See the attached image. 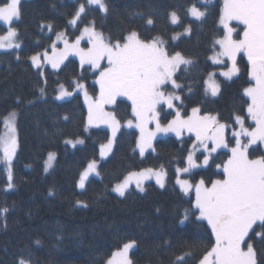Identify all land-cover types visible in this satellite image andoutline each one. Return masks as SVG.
Listing matches in <instances>:
<instances>
[{"label":"trees","instance_id":"1","mask_svg":"<svg viewBox=\"0 0 264 264\" xmlns=\"http://www.w3.org/2000/svg\"><path fill=\"white\" fill-rule=\"evenodd\" d=\"M222 1L106 0L107 15L89 6L83 21L94 19L97 30L113 40L130 29L168 39L170 51H181L196 62L189 72L178 73V83L185 86L183 91L178 90L185 97L182 114L200 107L202 114H218L222 123L234 125L237 114L247 120L244 89L251 80L245 56L238 57L240 72L233 80L217 76L221 92L216 98L206 96L203 87L207 73L215 69L208 60L214 41L223 36L219 25ZM79 2L84 0H21V18L11 25L18 31L21 48L0 50V134L2 119L14 111L19 142L12 164V189H7V177L0 166V209H8L0 214V264H17L21 257L31 264H106L123 243L131 240L136 242L129 255L132 264H177L176 258L184 254H188L187 264H199L214 237L205 221L191 216L184 220V212L192 208L194 198L181 192L175 183L176 168L186 167V157L193 151V137L158 138L154 150L141 157L136 150L138 133L122 127L110 153L100 159V146L111 138L109 131H85L86 109L79 94L55 99L60 84L73 91L72 83L77 79L95 96V72L90 67L81 69L75 58L67 59L59 70L44 67L43 75L30 63L32 55L49 49L57 32L67 30L69 38L75 39L79 32L68 25V20ZM192 3L205 11L202 20L185 15ZM171 11L180 15V26L171 25ZM149 15L155 21L154 27L145 26ZM42 23H51L53 30L41 28ZM189 24L191 35L170 40ZM7 28L0 22V35ZM188 85H192L191 93ZM41 88L45 89L43 95ZM114 112L120 122L132 118L126 99H118ZM168 113L161 116L163 123L173 116ZM76 139H83L84 144L70 148L64 143ZM49 152L57 156L51 171L45 173L44 161ZM261 154L259 147L250 152L251 157ZM203 155L195 153L194 158L201 162ZM228 155V151L218 150L207 166L183 173L182 177L192 185L204 179L209 186L211 181L223 178L216 164L226 161ZM92 159L98 161L100 175L90 176L85 189H79V175ZM161 166L167 172L164 188L147 182L144 192L130 188L120 197L111 191L129 172ZM253 243L258 253L264 252V243L256 238Z\"/></svg>","mask_w":264,"mask_h":264},{"label":"snow or ice","instance_id":"2","mask_svg":"<svg viewBox=\"0 0 264 264\" xmlns=\"http://www.w3.org/2000/svg\"><path fill=\"white\" fill-rule=\"evenodd\" d=\"M199 3L206 4L207 0H199ZM89 6H96L104 15L109 12L106 0L79 2L68 20V25L79 34L72 40L67 30L57 32L56 40L50 46L51 52L45 49L43 53L32 55L29 58L32 65L41 69L40 74L43 75L45 64L59 70L64 61L74 55L79 57L81 69L88 65L98 72L95 80V84L99 85L98 96H90L86 84L80 79L74 80L72 87L75 92H83L88 105L85 131L102 124L111 129V139L100 146L101 158L111 151L121 127L115 112L105 109L107 105H116L120 97L131 102L133 118L127 120V127L139 129L140 136L136 146L141 157L146 150L153 148L152 142L157 133L172 132L177 137L184 132L194 134L195 143L192 147L206 153L203 155L204 166L209 164L213 153H217L219 149H228L230 154L227 160L216 164V168L222 170L223 178L211 181L210 186L206 185L204 179L195 185V201L192 208L185 210L184 220L191 216L197 221H206L211 229V236L214 237V243L199 264H264V252L258 253L253 243V238L264 243V154L255 158L250 155V149L254 145H264V0H223L219 23L223 26L224 34L214 41L212 55L208 57L213 65H224L219 75L227 80H232L240 72L238 56L242 53L247 58L248 76L253 83L244 89V96L248 98L247 118H250L254 126L245 127V117L235 115L234 123L239 125V130L231 132V139L234 141L231 147L227 136L231 126L222 123L218 114H202L200 107H193L190 114H182L185 97L178 94L177 90L183 91L185 86L178 83V73L189 72L196 63L194 59L181 51H170L169 40L160 34L148 36L139 30L130 29L126 35L113 40L103 31L97 30L94 19L84 23L83 18ZM21 15V0H0V22L8 26L6 33L0 35V50L21 48L18 31L11 26ZM185 15L200 21L206 13L197 3H192ZM169 20L171 25H181V17L177 11L170 12ZM232 21L243 25L242 32H237V28L231 26ZM145 26H155L150 15L145 19ZM44 27L49 31L53 30L51 23H42L41 28ZM191 32L189 24L182 33L171 36L170 40H179L181 35H191ZM82 41L87 42V47H81ZM59 43L63 44V48L57 47ZM16 58L19 59V56ZM225 58L228 64L225 63ZM216 76L215 71L208 72L203 80L206 96L217 97L220 94L221 84ZM74 91H69L64 84H60L56 99L71 97ZM188 91L191 93L192 85H188ZM40 92L43 95L45 89L41 88ZM165 106L174 111V118L162 125L160 116ZM64 119L67 120L68 117L65 116ZM16 121L17 114L13 111L5 118V132L0 135V163L4 164L7 172V189L14 187L12 164L19 146ZM151 124L155 125L154 129L149 127ZM64 143L75 148L78 144H84V140H65ZM194 154V151L188 153L186 167L176 168V183L185 194L189 193L193 185L187 179H180L179 175L201 167ZM56 156L55 152L48 153L44 161L45 172L52 168ZM93 174L100 175L96 159L90 160L84 167L77 187L85 189L86 181ZM166 178L167 172L163 166L159 169L132 171L117 182L112 191L124 197L135 184L138 191L144 192L145 183L151 180L164 188ZM49 194H52L51 191ZM83 206L87 207L86 204ZM7 211V208L0 209V214H6ZM258 228L261 230L257 231ZM135 244L134 240L123 243L106 264H132L129 251ZM187 255L178 256L177 264H187ZM17 264H31V261L21 257Z\"/></svg>","mask_w":264,"mask_h":264},{"label":"rangeland","instance_id":"3","mask_svg":"<svg viewBox=\"0 0 264 264\" xmlns=\"http://www.w3.org/2000/svg\"><path fill=\"white\" fill-rule=\"evenodd\" d=\"M209 1H212V0H209ZM96 7V6H95ZM222 7H223V1H222ZM15 21V20H14ZM231 23V26H234V27H236L237 28V32H242V30H240L241 29V27L243 28V25H239L238 24V22H236V21H232V22H230ZM219 25H220V23H219ZM5 26H7V25H5ZM239 26H240V29H239ZM8 27V26H7ZM220 27H221V29L223 30V26L222 25H220ZM223 34H224V30H223ZM234 38H235V36H234ZM56 40V34H55V36H54V39H53V42ZM72 40H74V39H72ZM57 47L58 48H63V44L62 43H59L58 45H57ZM81 47H87V42L86 41H82V43H81ZM9 50H11V49H9ZM49 52H51V48L49 47ZM217 50H218V46H217ZM43 53V52H42ZM242 54V53H241ZM212 55V54H211ZM243 55V54H242ZM239 57V56H238ZM69 58H75L78 62H79V57H77V56H74V55H70L67 59H69ZM246 58V57H245ZM246 60H247V58H246ZM66 61V60H65ZM64 61V62H65ZM237 61H238V58H237ZM211 62V61H210ZM30 63H31V65H32V62H31V60H30ZM225 63L226 64H228L229 62L227 61V59L225 58ZM212 64V63H211ZM63 65V64H62ZM61 65V66H62ZM79 65H80V63H79ZM213 65V64H212ZM33 66V65H32ZM60 66V67H61ZM214 67H215V69L213 70V71H215L216 73H217V76L219 77V78H221V80H224V81H231V80H227V79H225L224 77H222V76H220L219 75V72L221 71V70H223L224 69V65H213ZM34 67V66H33ZM44 67H49L50 69H52L51 68V66L50 65H47V64H45L44 66H43V68ZM84 67H90V66H88V65H85ZM34 68H36V67H34ZM36 69H38V68H36ZM52 70H55V69H52ZM94 71V70H93ZM95 72V71H94ZM95 75H96V77H95V80H96V78L98 77V72H95ZM217 76H216V79L218 80V78H217ZM235 77H233V79H234ZM232 79V80H233ZM95 80L93 81V84H95ZM218 82H219V80H218ZM220 83V82H219ZM253 82L251 81V84H252ZM96 85V87H97V94L95 95V96H93V97H96V96H98V94H99V85L98 84H95ZM169 90L171 91V89L169 88ZM73 91H74V89H73ZM178 91V90H177ZM59 92V91H58ZM89 93V92H88ZM74 94H79L80 96H81V99H82V102H83V105H84V107H85V109H86V123H87V115H88V105H87V103L85 102V97H84V95H83V92H75L74 91ZM178 94H179V92H178ZM58 95V93L56 94V96ZM89 95L90 96H92L90 93H89ZM56 96H55V99H56ZM209 97H211L210 95H208ZM72 97V96H71ZM246 97V96H245ZM70 97H65L64 99H62V100H66V99H69ZM120 98H122V99H126V98H124V97H120ZM120 98H118V99H120ZM211 98H216V97H211ZM247 98V97H246ZM57 100V99H56ZM127 100V99H126ZM247 100H248V98H247ZM128 101V100H127ZM129 102V104H130V107H131V102L130 101H128ZM114 107H115V105H107L106 106V111H114ZM168 112H172L173 113V116L171 117V119H173L174 118V111L173 110H169V109H167L166 108V106L164 107V111L163 112H161V116H163V115H166ZM190 112H191V110H190ZM190 112H189V114H190ZM11 113V112H10ZM10 113H8L3 119H2V130H1V134L0 135H3L4 134V132H5V127H4V120H5V118L10 114ZM247 114V113H246ZM161 116H160V119H161ZM133 118V117H132ZM131 118V119H132ZM170 119V120H171ZM120 124H121V127H120V129L123 127V128H125V129H132V130H135L137 133H138V139H139V136H140V132H139V129H137V128H135V127H133V128H128L127 127V121H125V122H120ZM161 124L163 125V124H167V122H165V123H163L162 122V120H161ZM249 125H252V126H254V124H253V122L250 120V118H247V120H245V127H248ZM231 127H230V129H229V131L227 132V136H228V138H230L231 139V132H232V130H239V125H236L235 123H234V125H230ZM149 127L151 128V129H154V127H155V125L154 124H151V125H149ZM85 128H86V126H85ZM97 128H100V129H106V130H108L109 131V133L111 134V129L107 126V125H100L99 127H91V128H88V130L86 131V132H89L91 129H97ZM119 129V130H120ZM118 133V132H117ZM167 136H172V137H175V138H178V139H182V138H184V137H189V136H192L193 137V139H194V143H195V136H194V134H190V133H187V132H184L183 134H182V136H180V137H177L176 136V134L175 133H172V132H169V133H157V135H156V137L154 138V140H153V142H152V144L154 143V141L156 140V139H158V138H164V137H167ZM111 139V138H110ZM232 142V144H234V141H231ZM232 144L230 143V147L232 146ZM66 145H68V144H66ZM70 148H73L71 145H68ZM77 146H81V144H78ZM76 146V147H77ZM113 146H114V143H113V145H112V148H113ZM257 147H259L261 150H262V152H263V154H264V145H254L253 147H252V149H256ZM252 149H250V152L252 151ZM112 150V149H111ZM136 150H137V152L139 153V149L136 147ZM153 150V148H151V149H148V150H146V152L145 153H147V152H149V151H152ZM219 150H226V151H228V149H219ZM193 151H194V153H203V151H202V149H197V150H194L193 149ZM110 153V152H109ZM109 153H107V155L109 154ZM204 154H206V153H204ZM230 154V153H229ZM106 155V156H107ZM0 156H2V152H0ZM105 156V157H106ZM256 156H259V155H255V156H253V157H251V158H255ZM104 157V158H105ZM104 158H101L100 157V159H104ZM46 159H47V157H46ZM45 159V160H46ZM203 158H202V161L201 162H197V163H199V164H201V167H198V168H203V167H205L204 165H203ZM0 166L4 169V171H5V174H6V177H7V172H6V169H5V166H4V164L3 163H0ZM53 166H54V162H53ZM53 166H52V168H53ZM52 168H50L47 172H45V173H48V172H50L51 171V169ZM198 168H194V169H198ZM194 169H192V170H194ZM182 175H183V173L182 174H180L179 175V178L180 179H185V178H183L182 177ZM91 176H96L95 174H93V175H91ZM127 176V175H126ZM178 178V177H177ZM177 178H176V180H177ZM147 182H153L157 187H159L156 183H155V180H151V181H147ZM146 182V183H147ZM165 183H166V181H165ZM176 183V182H175ZM196 185V184H195ZM195 185H193V188L189 191V193L188 194H185L184 192V194L185 195H190V194H192L193 195V198H194V201H195ZM211 185V184H210ZM209 185V186H210ZM176 186L178 187V189L181 191V189H180V186L176 183ZM114 187V186H113ZM130 188H134L135 190H137L136 189V187H135V184H133ZM129 188V189H130ZM160 188V187H159ZM113 189V188H112ZM112 191V190H111ZM138 191V190H137ZM113 192V191H112ZM140 192V191H139ZM182 192V191H181ZM114 194H116V195H118L117 193H115V192H113ZM119 196V195H118ZM206 222V221H205ZM207 223V222H206ZM135 247V246H134ZM133 247V248H134ZM118 251V250H117ZM132 251V249L129 251V255H130V252ZM116 252V251H115Z\"/></svg>","mask_w":264,"mask_h":264}]
</instances>
